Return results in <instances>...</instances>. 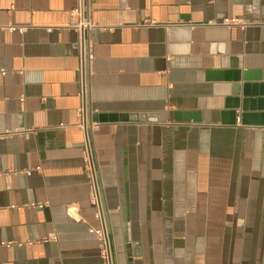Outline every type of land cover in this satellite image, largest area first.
Instances as JSON below:
<instances>
[{"label": "crops", "instance_id": "crops-1", "mask_svg": "<svg viewBox=\"0 0 264 264\" xmlns=\"http://www.w3.org/2000/svg\"><path fill=\"white\" fill-rule=\"evenodd\" d=\"M75 10L0 0V264H264V0H88L83 95Z\"/></svg>", "mask_w": 264, "mask_h": 264}, {"label": "built area", "instance_id": "built-area-1", "mask_svg": "<svg viewBox=\"0 0 264 264\" xmlns=\"http://www.w3.org/2000/svg\"><path fill=\"white\" fill-rule=\"evenodd\" d=\"M76 1V15L78 16V21L73 25V28L77 32L78 35V41H77V51L79 54V61L80 66L78 68L79 73V84H80V95H83L84 91V78L86 75V69H87V63L92 60V55L90 51L88 50V31L94 27L93 23L87 18V11H88V0H75ZM238 21L236 19H225L222 21V24L230 25V24H236ZM85 123L80 122V127L84 129ZM85 130V140L88 141V136ZM84 162L86 164V168L89 174V177L91 179V182L93 184L92 186V192H91V199L94 204H97L98 202V194L96 190L95 185V170L94 165L92 163L91 156L88 151V147H85V153H84ZM100 215V213H99ZM97 234L102 238V244H101V254L104 257L105 264H111V259L109 257V249L107 245V239L104 238V229L101 227L98 229Z\"/></svg>", "mask_w": 264, "mask_h": 264}, {"label": "water", "instance_id": "water-1", "mask_svg": "<svg viewBox=\"0 0 264 264\" xmlns=\"http://www.w3.org/2000/svg\"><path fill=\"white\" fill-rule=\"evenodd\" d=\"M223 78L226 80V79H229V80H232V81H237V80H239L240 79V75H239V73H236V72H234L233 73V76H231V74H229V73H226L224 76H223ZM242 78H243V81L244 82H247L248 81V74H246V73H243L242 74ZM250 85H248V83H244L243 84V95L245 96L246 95V93H247V88L249 87ZM260 87H261V89H263L264 88V85H260ZM245 110H246V100L244 99L243 100V111L245 112ZM93 117V121L94 122H100V123H105V122H108L109 120H111V119H108V117L107 116H105V115H93L92 116ZM247 116L244 114V115H242V120H245V118H246ZM243 122V121H242ZM231 124H234L233 122L231 123Z\"/></svg>", "mask_w": 264, "mask_h": 264}]
</instances>
